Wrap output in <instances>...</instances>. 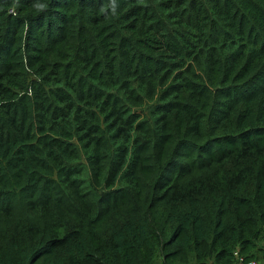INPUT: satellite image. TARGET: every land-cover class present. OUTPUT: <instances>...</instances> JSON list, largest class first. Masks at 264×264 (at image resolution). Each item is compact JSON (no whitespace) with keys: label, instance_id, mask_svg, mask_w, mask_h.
Here are the masks:
<instances>
[{"label":"trees","instance_id":"16d2710c","mask_svg":"<svg viewBox=\"0 0 264 264\" xmlns=\"http://www.w3.org/2000/svg\"><path fill=\"white\" fill-rule=\"evenodd\" d=\"M263 247L264 0H0V264Z\"/></svg>","mask_w":264,"mask_h":264},{"label":"built area","instance_id":"2783aa9c","mask_svg":"<svg viewBox=\"0 0 264 264\" xmlns=\"http://www.w3.org/2000/svg\"><path fill=\"white\" fill-rule=\"evenodd\" d=\"M235 264H264V258L262 260H246L244 257H238Z\"/></svg>","mask_w":264,"mask_h":264},{"label":"rangeland","instance_id":"374dc122","mask_svg":"<svg viewBox=\"0 0 264 264\" xmlns=\"http://www.w3.org/2000/svg\"><path fill=\"white\" fill-rule=\"evenodd\" d=\"M264 248V247H263ZM257 260H262V259H257Z\"/></svg>","mask_w":264,"mask_h":264},{"label":"clouds","instance_id":"9594fccd","mask_svg":"<svg viewBox=\"0 0 264 264\" xmlns=\"http://www.w3.org/2000/svg\"><path fill=\"white\" fill-rule=\"evenodd\" d=\"M42 7V6H41Z\"/></svg>","mask_w":264,"mask_h":264}]
</instances>
